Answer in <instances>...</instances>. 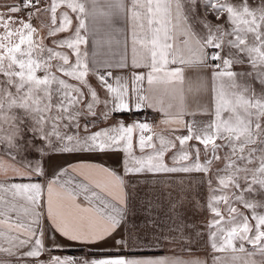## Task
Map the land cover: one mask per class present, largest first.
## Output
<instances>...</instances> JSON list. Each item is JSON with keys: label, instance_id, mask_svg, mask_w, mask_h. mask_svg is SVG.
Instances as JSON below:
<instances>
[{"label": "snow or ice", "instance_id": "snow-or-ice-1", "mask_svg": "<svg viewBox=\"0 0 264 264\" xmlns=\"http://www.w3.org/2000/svg\"><path fill=\"white\" fill-rule=\"evenodd\" d=\"M90 2L91 10L81 0H49L44 8L38 6L40 0H22V8L34 11L15 29L11 27L12 17L4 19L0 15V27L4 29L0 35V145L15 160L16 141L25 126L27 131L38 133L52 151L123 152L124 176L101 165L78 164L70 168L82 178L79 181L71 177L61 180L68 172L63 169L46 186L15 183L11 182L14 178L30 179L32 173L0 158V255L7 257L0 258V264H207L199 257L143 253L43 259L52 251L45 246L49 230L53 247H59L55 244L57 234L93 245L113 239L121 229L126 235L115 242L129 253L133 247L191 245L192 236L184 233L189 226L183 223L168 229L175 235L161 233L149 238L136 231V225L129 221L132 185L125 177H166L151 183L177 190L170 211L173 218H178L176 209L192 194V178L200 173L208 177L207 208L212 218L207 228L212 251L241 254L231 257L232 264H264V214L256 212L264 203L245 198V193L256 191L254 185L264 190V0H103L104 8L98 7L100 0ZM201 4L207 13L215 15V23L207 15L197 18ZM61 8L75 13L78 21L74 32L64 38H58V34L68 32L73 21L69 11L58 13ZM20 10L15 5L8 8L11 13ZM42 13L50 14L51 24L38 29L31 18H39ZM118 15H125L130 22L131 66L149 69L148 94H141L135 87L129 93L119 77L113 86L108 82L112 73L102 74L99 68L125 67L123 61L118 65L98 63L95 51L90 61L89 52L81 48L88 44L90 33L96 35L98 23L111 29L112 18ZM89 17L91 27L86 23ZM45 28L46 36L42 34ZM47 38H52L51 46L45 43ZM110 42L108 31L104 39L92 40L95 47ZM225 49L227 55L222 54ZM236 64H247L251 71H232ZM202 68L211 70L212 82L210 108L202 112L213 118L201 124L186 123L184 86L187 82L189 92L204 88L205 81L198 75ZM186 69L194 70L196 79L186 81ZM90 74L105 89L104 99L89 82ZM143 79V74H134L133 83ZM249 79L259 83V92L247 82ZM154 84L163 85L164 94L179 103L165 107L153 95ZM145 106L163 114L161 124L173 132L186 128L187 135L172 139L157 132L154 125L140 121H116L98 131L90 130L98 119L107 122L116 113ZM137 148L140 155L135 154ZM216 164L223 166L213 171ZM32 171L41 174L39 168ZM190 202L198 204L194 199ZM235 203L251 210V217ZM246 244L252 249L248 250ZM186 251L190 253L191 249ZM212 264H222V258L213 256Z\"/></svg>", "mask_w": 264, "mask_h": 264}, {"label": "crops", "instance_id": "crops-1", "mask_svg": "<svg viewBox=\"0 0 264 264\" xmlns=\"http://www.w3.org/2000/svg\"><path fill=\"white\" fill-rule=\"evenodd\" d=\"M11 1V0H9ZM17 4L18 0H12ZM81 2H85V7L88 10H91L92 4L90 0H81ZM49 0H44L41 5H38L40 8H44L48 5ZM98 7L104 8L105 5L103 0H100ZM7 6L0 7V14H2L3 18L8 19L12 17L14 23L11 25L13 29L19 27L20 20H28V13L30 11H34V9H26L25 11H18L16 13H11L8 11ZM69 11V15L72 18V27L68 32L58 34V38H64L70 36L77 25L78 21L76 20L75 13H71L70 10L67 9H58V13L60 11ZM197 18L203 17L205 15L208 16L214 23L215 15L211 13H207L204 6L198 5L196 11ZM31 23L34 27L40 29L41 25H50V14L42 13L39 18L33 16L31 18ZM59 20L57 21V24ZM86 23H89V27H91V17L88 18ZM97 33L93 36L91 33L89 34V42L87 45H81L82 49H86L89 52V60L92 59V53L96 52L95 59L98 63H104L107 61L113 65H118L122 61L126 65L125 67H112L105 69L103 67L99 68V71L103 74L106 71H110L112 73V77L109 78V83H112L113 86H116L117 77L120 78V84L126 86L131 93L133 87L139 90L141 94H148L147 90L149 88L147 82V73L149 71L148 68L140 67L133 68L131 66V26L130 22L125 15H118L112 18V27L111 29H106V27L101 23L97 25ZM110 32V43H104L100 47H95L92 43L93 39H104L105 32ZM43 35L46 36L47 29L45 28L42 32ZM82 35L84 32L82 31ZM51 39L47 38L45 43L51 46ZM64 51H68L64 49ZM227 49L222 53L223 55H227ZM179 65H170V67H176ZM233 71V69H231ZM134 74H143L144 79L141 81H136L133 83ZM199 77L205 81V87L202 88L199 92L195 90L189 92L188 84L185 83V91H184V100L183 104L186 109L185 115L183 116V120L187 122L196 121L198 124L208 122L213 117L210 114H204L202 109L210 108L211 103V70L202 68L199 71ZM185 77L187 80H194L197 77V73L192 69H186ZM89 82L91 85L96 88L98 95L101 99H104L106 96L105 89L102 88L99 82L96 80L94 75L89 76ZM153 95L157 100H162L163 105L167 107L168 103L178 104L179 100H172L170 96L164 94L163 85H153ZM102 107V106H101ZM159 107V105H158ZM141 111H149L156 115L155 120L150 121L148 123L155 126V130L166 137H170L172 139L175 138L176 135H187V129L181 128L178 131L173 132L172 128L169 126H165L160 123L163 119V114L159 110H154L148 107H143L140 110H136L133 108L131 111L116 113L114 114V119H110L107 122L103 120H97L95 126L92 127L91 131H98L101 128H105L115 123L116 121H123L125 124H129L134 122L133 115L141 112ZM81 124L83 122L81 121ZM68 132H75L76 129H67ZM80 134L83 135V128L80 130ZM53 142H55V138H53ZM177 143V148H179V143ZM190 144L196 143L195 141H189ZM201 149L203 148L200 145ZM8 151L5 146L0 145V158L8 160L10 163L14 164L17 168H19L23 172H31V178H14L11 182L15 183H40L41 185L46 186L49 180L56 178L57 174L63 170L68 169L66 175L61 176V180H65L69 177L73 178L75 181H79L82 178L71 171L70 166L78 165V164H97L103 167H107L116 171L121 176H124L123 173V159L124 154L121 151L115 150H107L105 152H94V153H60L56 151H52L48 149L44 155V161L41 164L36 163H28L22 161L17 158L11 160ZM135 154L140 155L139 149H135ZM39 168L41 170V174L37 175L32 170ZM11 176L12 174L9 173ZM176 177H173L175 179ZM3 179V177H0ZM126 180L131 182L129 187V192L131 194L130 203H129V221L130 224L136 225V231L140 233L141 236L146 235L151 238L153 234H171L175 235L176 233H169V228H174L177 225L183 223L184 225H188L189 227H185L184 233L185 235H191L193 238V242L191 245L186 244H177V245H161L160 247L153 248H144L138 249L133 247L131 253L127 249H124L122 245L117 244L115 241L120 239L121 236L126 235L125 230L121 229L119 233L113 238L108 239L102 243H96L93 245L82 244L76 241H70L67 238L61 237L59 234L55 237V244L59 245V247H53L52 233L49 230L45 235V246L52 248L50 253H46L43 256V259H49L50 256H60V257H72L76 258H105L109 256L115 255H130L132 253H143L151 256H177L182 258L199 257L202 260H205L207 264H212L213 256H219L222 258V263L226 262V254H236L231 251L226 252H213L210 244L208 242V228L207 224L210 217V211L207 208V200L209 195V189L207 185V179L203 173L196 174L192 179L194 181V188L192 194L189 196L187 200L184 201L183 205L176 209V213L179 214L178 218H173V214L170 211V205L177 199V190L175 189H167L163 186V184L156 183L153 184L151 181L153 180H165L164 176L153 177L150 174H134L125 177ZM171 191L172 195L169 196L168 192ZM82 199V198H81ZM198 201V204L193 206V203L190 202L192 200ZM214 230V229H213ZM199 233V235H197ZM80 248H85L91 251L88 255L78 256L76 250ZM187 248L191 249L189 253L186 251ZM0 258H7L2 257ZM224 258V259H223ZM17 262L14 261V264ZM29 264L31 262L29 261Z\"/></svg>", "mask_w": 264, "mask_h": 264}, {"label": "rangeland", "instance_id": "rangeland-1", "mask_svg": "<svg viewBox=\"0 0 264 264\" xmlns=\"http://www.w3.org/2000/svg\"><path fill=\"white\" fill-rule=\"evenodd\" d=\"M13 5L18 7V5L12 0L11 1L0 0V7L2 6L10 7ZM3 33H4V29L0 27V35H3ZM232 69L233 71L237 73H246V72L251 71L250 67L247 64H236L232 67ZM247 82L250 85H252L257 90V92L261 90V86L259 85L258 82L251 80V79H249ZM22 127L24 128V131L22 132V135L16 141V143L18 144V149L15 150L14 154L17 156L18 159L28 162V163H36V164L43 163L44 155L47 152V150L50 148L47 146L45 141L39 138L38 133L27 131L25 126H22ZM61 130L66 131L64 129H61ZM40 149H43V152H41ZM222 166H223L222 164H216L213 171H215V168L222 167ZM213 186L215 187V182L213 183ZM254 188L256 189V191L251 192V193H245V198L248 199L249 201H257V202L264 203V190H261L258 185H254ZM234 206L238 207L240 211L244 212L246 215L251 217V210L243 208V206L239 203H235ZM221 207H223V205H221ZM256 212L259 214H264V207H257ZM211 218H212V214L210 212L209 220ZM250 222L253 224L255 223L254 221H250ZM238 246H239V242H237V247ZM245 246L248 250L252 249L251 245L246 244ZM76 252L78 256L88 255L91 253L90 250L85 249V248L77 249ZM233 255H236V254H226V262H223L222 264H232L231 257Z\"/></svg>", "mask_w": 264, "mask_h": 264}, {"label": "built area", "instance_id": "built-area-1", "mask_svg": "<svg viewBox=\"0 0 264 264\" xmlns=\"http://www.w3.org/2000/svg\"><path fill=\"white\" fill-rule=\"evenodd\" d=\"M44 2V0H40L39 5H41ZM18 7H21L22 11H25L26 9L22 8V0L17 1ZM133 118L135 121H140V122H150L155 120L156 115L152 112L149 111H141L133 115Z\"/></svg>", "mask_w": 264, "mask_h": 264}]
</instances>
